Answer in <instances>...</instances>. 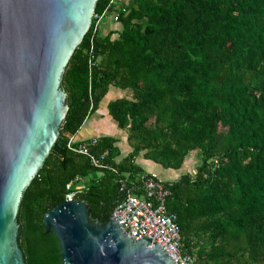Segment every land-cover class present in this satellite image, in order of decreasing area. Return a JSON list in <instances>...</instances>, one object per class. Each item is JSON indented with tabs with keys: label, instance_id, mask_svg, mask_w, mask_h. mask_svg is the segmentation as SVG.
Returning a JSON list of instances; mask_svg holds the SVG:
<instances>
[{
	"label": "trees",
	"instance_id": "1",
	"mask_svg": "<svg viewBox=\"0 0 264 264\" xmlns=\"http://www.w3.org/2000/svg\"><path fill=\"white\" fill-rule=\"evenodd\" d=\"M110 2L99 0L94 14L114 11ZM117 12L121 30L101 36L92 20L64 71L66 118L19 207L25 263L63 264L43 219L76 178L95 175L76 199L105 225L120 178L142 196L139 155L178 171L197 152L195 174L166 183L182 253L195 264H264V0H135ZM109 87L131 95L108 112L132 151L117 162L116 140L103 137L90 154L116 173L67 146Z\"/></svg>",
	"mask_w": 264,
	"mask_h": 264
},
{
	"label": "water",
	"instance_id": "2",
	"mask_svg": "<svg viewBox=\"0 0 264 264\" xmlns=\"http://www.w3.org/2000/svg\"><path fill=\"white\" fill-rule=\"evenodd\" d=\"M98 1L0 0V264H26L20 203L65 121L61 80ZM43 224L63 264H175L158 244L127 237L112 216L91 222L80 200L51 209Z\"/></svg>",
	"mask_w": 264,
	"mask_h": 264
},
{
	"label": "built area",
	"instance_id": "3",
	"mask_svg": "<svg viewBox=\"0 0 264 264\" xmlns=\"http://www.w3.org/2000/svg\"><path fill=\"white\" fill-rule=\"evenodd\" d=\"M111 7H114L115 0H111ZM106 19L119 21V13L105 10L101 15H93L95 20L94 33L99 31L101 22ZM90 51V56L93 54ZM90 67L97 65L94 57L89 60ZM98 144V138H90L85 141L76 142L74 139L68 143V148L74 153L90 158L92 165L97 169H109L116 173L114 168L104 165L101 159L90 154V150ZM142 196L135 194L127 180L119 179V191L121 198L115 206L111 216L120 225L124 234L133 240H150L158 244L175 264H195L190 255L182 253V240L180 235L177 217L167 211L166 203L170 197V190L167 182L162 181L154 174H147L141 179ZM85 191V186L80 178L67 184L64 202L77 200V195ZM111 218V217H110Z\"/></svg>",
	"mask_w": 264,
	"mask_h": 264
},
{
	"label": "crops",
	"instance_id": "4",
	"mask_svg": "<svg viewBox=\"0 0 264 264\" xmlns=\"http://www.w3.org/2000/svg\"><path fill=\"white\" fill-rule=\"evenodd\" d=\"M134 1L135 0H115V12L118 10H125L134 7ZM120 30V23L114 22L112 19H106L104 22L102 21L99 28L101 36H106L109 33ZM120 98L131 99V95L128 91L120 90L115 87H109L96 112L86 120L85 124L74 137V141L76 142L85 141L90 138H114L116 140V146L120 151V156L116 158L117 162H120L122 159L126 158L127 155L132 151L128 144L127 131L120 129L108 112V104ZM135 164L142 169L143 174H154L164 182H174L178 180L174 175L176 173H172L173 170H166L162 166L150 160L144 159L142 155H139L135 159ZM162 175H164V178H162ZM94 177L95 175H91L90 179Z\"/></svg>",
	"mask_w": 264,
	"mask_h": 264
},
{
	"label": "rangeland",
	"instance_id": "5",
	"mask_svg": "<svg viewBox=\"0 0 264 264\" xmlns=\"http://www.w3.org/2000/svg\"><path fill=\"white\" fill-rule=\"evenodd\" d=\"M199 164H200L199 154L197 152H193V153L189 154V156L186 158V160L182 166V169L175 171V172L172 171V173H176V174H174L176 179H179L182 175H184L186 173H190L191 175H194L195 170L199 166ZM162 178H164V175H162ZM89 179H90V176L83 179L82 183H87Z\"/></svg>",
	"mask_w": 264,
	"mask_h": 264
},
{
	"label": "bare ground",
	"instance_id": "6",
	"mask_svg": "<svg viewBox=\"0 0 264 264\" xmlns=\"http://www.w3.org/2000/svg\"><path fill=\"white\" fill-rule=\"evenodd\" d=\"M104 22V21H103ZM119 97V96H118ZM90 160V159H89ZM155 170V169H154ZM119 185V184H118Z\"/></svg>",
	"mask_w": 264,
	"mask_h": 264
}]
</instances>
